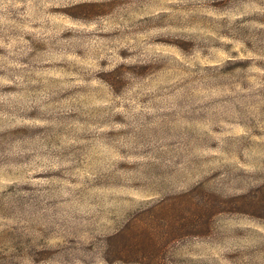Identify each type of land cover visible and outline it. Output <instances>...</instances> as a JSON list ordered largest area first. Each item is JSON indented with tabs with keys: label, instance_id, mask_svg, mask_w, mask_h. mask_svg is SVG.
Wrapping results in <instances>:
<instances>
[{
	"label": "rangeland",
	"instance_id": "1",
	"mask_svg": "<svg viewBox=\"0 0 264 264\" xmlns=\"http://www.w3.org/2000/svg\"><path fill=\"white\" fill-rule=\"evenodd\" d=\"M0 264H264V0H0Z\"/></svg>",
	"mask_w": 264,
	"mask_h": 264
}]
</instances>
